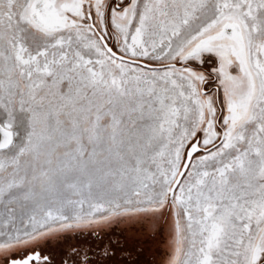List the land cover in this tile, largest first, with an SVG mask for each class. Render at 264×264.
Listing matches in <instances>:
<instances>
[{"label":"snow or ice","instance_id":"6c2138e0","mask_svg":"<svg viewBox=\"0 0 264 264\" xmlns=\"http://www.w3.org/2000/svg\"><path fill=\"white\" fill-rule=\"evenodd\" d=\"M0 264H264V0H0Z\"/></svg>","mask_w":264,"mask_h":264},{"label":"rangeland","instance_id":"374dc122","mask_svg":"<svg viewBox=\"0 0 264 264\" xmlns=\"http://www.w3.org/2000/svg\"><path fill=\"white\" fill-rule=\"evenodd\" d=\"M84 239H87L89 241H94L96 238L92 237L90 234L87 237H77L75 240H73V243H76L77 241H83Z\"/></svg>","mask_w":264,"mask_h":264}]
</instances>
